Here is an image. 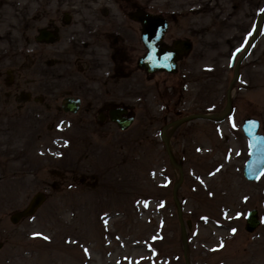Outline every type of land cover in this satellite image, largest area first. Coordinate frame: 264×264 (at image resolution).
I'll use <instances>...</instances> for the list:
<instances>
[{
    "label": "rangeland",
    "instance_id": "374dc122",
    "mask_svg": "<svg viewBox=\"0 0 264 264\" xmlns=\"http://www.w3.org/2000/svg\"><path fill=\"white\" fill-rule=\"evenodd\" d=\"M58 1L53 8L47 0V16L60 9L62 19L82 20L104 7L116 29L122 20L135 29L124 15L134 6L160 13L191 49L174 74L135 72L111 83L109 93H80L68 86L83 90L79 76L91 69H75L70 53L60 51L65 45H47V74L44 62L37 72L41 61L23 70L27 1L0 0V31L14 34L17 81L42 80L9 96L0 88V107L13 114L0 126V264H264V172L242 177L240 130L243 118L254 117L264 134V15L251 39L264 0ZM26 92L42 101L25 100ZM67 94L81 99L74 114L59 109ZM226 94L228 112L213 118L225 111ZM105 100L128 106L126 129L96 119ZM195 114L210 117L189 118ZM37 191L44 200L36 211L10 223ZM250 208L259 225L249 233L243 225Z\"/></svg>",
    "mask_w": 264,
    "mask_h": 264
},
{
    "label": "flooded vegetation",
    "instance_id": "af4514ba",
    "mask_svg": "<svg viewBox=\"0 0 264 264\" xmlns=\"http://www.w3.org/2000/svg\"><path fill=\"white\" fill-rule=\"evenodd\" d=\"M25 1H27V4L24 5V35H22L21 44L24 50L21 57L23 61V70L27 73L30 65L36 64V61H41L37 67L39 68L37 72L41 73V65L44 62V64L46 63L45 69H42V71L44 74H47V45L53 44V42H56L55 45H59L57 47L65 45L66 47L61 48L60 51L62 55L70 53V56L73 58L75 63V69L81 68L82 65H86V67L91 69L88 75L79 76V80L84 87L83 90L78 89V86L74 84L68 86V88L77 90L80 93H85L86 91L89 93L91 89H93V93H96L95 91H98L99 93H109L111 83L114 85L117 80L127 79L135 72H138L139 74L143 73L145 75L158 74L161 76L174 74L177 71V67L180 65V61L185 58L191 49L190 47L187 52L181 51L178 53L175 51L174 42L189 39L186 37L171 35L172 33L169 32L168 28V19L164 15L143 10L138 6H134L132 10L127 11V13L124 14L129 21L136 23L135 29L132 28V25L128 26L125 20L121 21V25L118 23L119 26L118 29H116L115 27H111L108 20L110 17L105 15L106 10L104 7L99 8V13H101L102 16H100L99 13L91 11L88 18L84 19L82 17V20H74L71 19L73 16L68 15L63 16L62 19L61 14L64 15V12H60V9H52L54 10V15H50L53 14L51 13L52 10H50L49 15L47 16V0ZM58 2V0H53V8L59 7ZM138 12L160 15L166 21V29L162 34L160 41L157 42V45L162 48V50L174 52V60L176 63L175 72L170 73L166 71H155L148 73L137 65V59L143 56L146 51L141 39V26L139 21L135 18ZM37 20L40 24L35 26L33 33L27 32L26 29H28L29 26H32V24ZM68 22L70 23V26L64 30L63 25ZM14 49L13 30L11 29L10 31L9 27L3 28L0 31V88L3 92H6L7 96L13 94L14 89L19 87L20 84L25 85V82H30L32 84L38 83L40 84L38 86H41L42 84L41 75L38 74L37 80L28 77L23 79L21 82L17 81L16 77L20 74L16 73V53ZM54 59L55 61L61 60V58ZM4 63L6 64V68L3 66ZM61 63L62 62H59L58 64ZM5 76H7L6 79ZM96 77H101V79L96 80ZM106 78L108 79L105 81ZM43 81H45V79H43ZM44 83L46 84V81ZM4 88L7 90L4 91ZM39 92L43 93V91ZM42 97L43 95L41 97H36L28 92L25 93V100H28L26 98H30L31 100L33 99L41 102ZM65 97H72L73 99L79 100L78 107L75 112L72 113L64 111L61 108L62 99ZM80 106V97L72 94L63 96L59 103V109L62 113L74 114L79 110ZM120 107L126 109V117L131 115L130 109L127 105L120 103V101L114 102L112 100H105L97 107L98 113L96 114V119L98 120V117L102 116V120L98 121H103L104 119L109 120L108 111L112 108ZM85 110L88 111L87 108ZM103 111H105V113ZM34 114H37V116L41 115L39 112H34ZM11 120H13V114L11 111L8 113L3 107H0V126H4L6 121L9 122Z\"/></svg>",
    "mask_w": 264,
    "mask_h": 264
},
{
    "label": "water",
    "instance_id": "95a60500",
    "mask_svg": "<svg viewBox=\"0 0 264 264\" xmlns=\"http://www.w3.org/2000/svg\"><path fill=\"white\" fill-rule=\"evenodd\" d=\"M135 18L139 21L141 26V39L145 46V53L137 59V65L144 69L146 72L151 73L155 71H166L173 73L176 70L175 55L173 51L162 50L157 45L160 41L162 34L166 29V21L160 16L147 12H138ZM262 21H260L261 23ZM255 35V31L253 32ZM252 36V38L254 37ZM174 50L178 53L181 51L187 52L190 49V42L182 40L174 42ZM181 45V46H180ZM241 50V47H236L230 56L229 64L235 70L238 61L234 62L235 55ZM79 100L72 97H65L62 99L61 108L64 111L75 112L78 107ZM226 110L215 116L214 118L221 119L229 107V96L226 94ZM126 109L112 108L108 111V119L114 122L119 129H126L132 122V116H125ZM195 117H210L205 114H195L189 118ZM102 120V116L98 117ZM259 122L253 117H246L242 120L240 125L241 132L246 138L247 158L242 166V177L247 181L255 180L264 171V134L258 132ZM163 136L162 134L160 135ZM170 157V155H168ZM181 177V171H179ZM176 187V186H175ZM175 190V189H174ZM44 200V195L41 192L34 193L26 203V205L8 216L10 223H16L21 218L32 215L35 210L40 206ZM176 202V217L182 228L183 223L181 220V208ZM259 224L257 211L255 208H250L244 218L243 229L246 232H252ZM2 244L0 243V248Z\"/></svg>",
    "mask_w": 264,
    "mask_h": 264
},
{
    "label": "bare ground",
    "instance_id": "6f19581e",
    "mask_svg": "<svg viewBox=\"0 0 264 264\" xmlns=\"http://www.w3.org/2000/svg\"><path fill=\"white\" fill-rule=\"evenodd\" d=\"M263 15H264V10L262 12V17L257 22V27H256L255 32H257L259 30V28H260V25H261L260 21H262ZM253 35H254V33H253Z\"/></svg>",
    "mask_w": 264,
    "mask_h": 264
}]
</instances>
